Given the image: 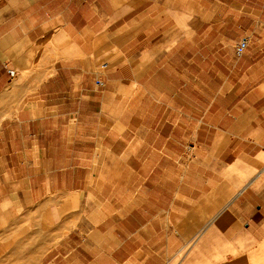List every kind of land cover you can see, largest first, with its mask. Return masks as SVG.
<instances>
[{"label":"crops","instance_id":"0c3cea01","mask_svg":"<svg viewBox=\"0 0 264 264\" xmlns=\"http://www.w3.org/2000/svg\"><path fill=\"white\" fill-rule=\"evenodd\" d=\"M115 13L154 10L131 0H0V207L32 205L44 189L102 193L110 185L112 200L101 194L111 205L103 217L116 222L88 236L70 232L39 261L32 255L41 247L32 245L2 258L0 217V264H161L176 252L172 239L191 235L170 230L178 220L190 232L205 223L227 241L264 237V69L242 93L225 85L218 49L200 57L212 65L194 71L198 56L175 43L140 64L141 116L114 125L102 116L116 108L111 88L97 91L96 81L112 71ZM66 43L84 57L66 58ZM6 66L28 79L10 88ZM129 86L118 89L127 97L123 111ZM189 141L195 157L179 166ZM35 207L44 214V200Z\"/></svg>","mask_w":264,"mask_h":264},{"label":"rangeland","instance_id":"374dc122","mask_svg":"<svg viewBox=\"0 0 264 264\" xmlns=\"http://www.w3.org/2000/svg\"><path fill=\"white\" fill-rule=\"evenodd\" d=\"M131 1L132 7L154 10V13L112 15V71L109 72V78L105 79L102 76L97 79L103 80L104 86H96V88L97 91L111 88L112 101L116 108L110 111L105 110L102 116L111 117L114 125L118 123L119 117L126 120L141 116L138 101L142 95V89L137 88L136 84L140 64L147 58L152 63L175 43H177L176 47L183 45V49H189L188 52L191 51L198 56L194 58L193 66L196 69L194 71L201 69V66L206 63L212 65L211 61L208 62L200 57L209 52L207 49H212V52L218 49L222 62L220 60L215 64L222 68L223 80L227 87L235 85L241 90L248 88L254 84L256 71L257 74L263 71L264 0ZM175 8L191 9L194 13L172 11ZM254 9L257 12H254ZM84 16L88 17L86 14ZM211 24L213 30L210 31L209 36L204 37ZM246 36L250 37V45L244 56L238 59L234 55L235 44ZM83 55L80 48L72 43H66L64 49L66 58L84 57ZM255 59L261 61L256 67L252 66ZM99 66L97 65V68ZM102 70L103 68L100 69ZM142 70L143 66L140 68V71ZM26 79L28 77L25 73H18L11 81L10 88H18ZM199 79L207 81L204 78ZM199 79L195 81H200ZM221 80V78H212L208 82L216 84ZM123 81L130 82L129 89L132 92L129 106L124 111V102L121 99L126 100L127 97H121L118 90L122 87ZM244 91L242 90V93ZM104 128L102 123L100 130L104 132ZM113 132L119 133V126L114 127ZM180 149H182V157L179 159V166L185 167L195 157L196 142H183ZM110 187L108 185L102 193L94 189L84 192L44 189L43 194L32 205L2 204L0 207L2 258L5 253L12 252L13 247L32 245L35 248L41 247L32 255L33 258L41 261L44 251L50 252L55 247L63 245L64 241L69 240L66 237L70 232L81 231L85 233L82 234L83 236H88L91 234L87 232L109 229L116 222L112 217H103L107 210L111 209V205L106 204L108 201L102 198L101 194L112 200L108 195ZM39 192L36 190L34 194ZM43 200L44 214L35 211L36 203ZM211 218L205 217L204 220H211ZM180 224L178 220L170 230L176 231L178 235H191L177 236L176 239H172V247L176 249V252L171 259L161 264H264V237L260 240L251 239L245 243L239 240L227 241L221 232L208 231L205 223L203 225L198 223L191 232L182 230ZM234 233L229 231V236L233 238ZM71 236L74 237L73 234Z\"/></svg>","mask_w":264,"mask_h":264},{"label":"built area","instance_id":"2783aa9c","mask_svg":"<svg viewBox=\"0 0 264 264\" xmlns=\"http://www.w3.org/2000/svg\"><path fill=\"white\" fill-rule=\"evenodd\" d=\"M250 45V37L246 36V37H242L236 44H235V47H234V55L236 58H241L244 56L247 48L249 47ZM6 69H7V72L10 76V78L13 80L16 76H17V73H16V70L15 69H12V68H9L6 66ZM97 83V86H104V81L103 80H97L96 81Z\"/></svg>","mask_w":264,"mask_h":264}]
</instances>
